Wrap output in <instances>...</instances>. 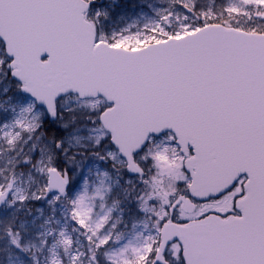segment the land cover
Segmentation results:
<instances>
[{
    "label": "snow or ice",
    "instance_id": "snow-or-ice-1",
    "mask_svg": "<svg viewBox=\"0 0 264 264\" xmlns=\"http://www.w3.org/2000/svg\"><path fill=\"white\" fill-rule=\"evenodd\" d=\"M0 264H264V0H0Z\"/></svg>",
    "mask_w": 264,
    "mask_h": 264
}]
</instances>
